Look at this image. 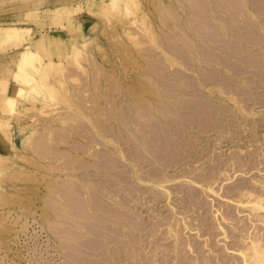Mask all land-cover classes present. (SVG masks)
<instances>
[{
    "label": "rangeland",
    "instance_id": "374dc122",
    "mask_svg": "<svg viewBox=\"0 0 264 264\" xmlns=\"http://www.w3.org/2000/svg\"><path fill=\"white\" fill-rule=\"evenodd\" d=\"M195 1H198V4L195 2L197 9L193 0H116L117 3L111 0H0V24L19 29L16 31L27 38H18H24L19 45L14 43L20 40L7 39L8 46L4 39L10 36L3 34L0 37V80L2 78L6 83L3 85L0 81V95H13L18 87L26 86L13 75L24 46L34 48L38 58L43 59L42 63L35 61L36 64L47 61L45 76L34 71L26 74L43 79L35 99L20 106L18 115V112L10 115L0 111V264H85L81 258L84 253L81 251V230L91 225L86 221L91 222L90 217L98 214L94 218L98 220L100 212L94 208L99 197L111 209L118 207L119 202L123 204L122 215L125 211H135L136 222L143 221L142 228H146L142 234L150 232L153 235L157 230L158 235L148 233L151 237L147 235L145 241H140L144 257L135 251L139 260L144 259L141 264H152L151 259L156 253L161 258L155 264H180L182 255L186 260L182 261L183 264H222L223 261V264H244L240 250L249 245L251 237H258L260 245L264 246V220L260 218L264 211L254 214L249 208L256 198L264 199V69L257 68L254 73L240 75L232 86L207 82L206 88L199 93H205L199 98L203 103H194L193 84H188L189 81L193 83L189 78L194 80L195 74L194 69L191 70L194 47H190L193 46L192 40L189 36L187 39V33L184 36L178 26L187 24V29H191L192 12L207 8L203 0ZM63 4L69 6L65 13L48 16L44 12L46 8L54 9ZM100 4L104 7L100 8ZM200 4L203 7L198 9ZM181 7L183 12L179 9ZM253 7L258 19L249 21L262 31L264 0ZM14 33L16 36L17 32ZM263 46L246 49L252 53L255 51L257 60L263 58V62ZM236 85L247 87L250 95L242 94ZM236 88L241 93H237ZM222 89L226 91L224 94ZM235 100L241 103L236 104ZM205 114H211L212 121H207V125L206 121L197 118H205ZM173 118L177 120L170 134L173 141L179 140L176 143L181 151L176 146L174 151L177 152L172 160L166 157L163 161L169 160V165L174 166L166 165L169 167L165 171L162 164L163 168L157 163L148 167L138 163L140 169L143 164L144 170L134 169L129 157L131 149L135 151L136 148L135 135H139L141 127L137 126L139 121L147 120L146 124L150 122L151 126V123L162 120L172 123ZM138 169L142 174L146 172L144 176L150 174L160 178L163 174L173 181L163 184L164 187L156 186V189L151 181L148 184L131 178L134 171L140 175ZM191 171L194 174H190ZM126 172H130L127 178ZM133 185L136 191L130 198L128 192L130 188L134 189ZM148 191H159L158 197L161 196L162 200L155 201L153 193L150 196ZM87 198L93 206L87 205ZM134 198L142 199L139 202ZM238 201L242 203L239 206ZM91 211L97 213L88 214ZM111 217L109 221L106 219L107 224L104 221L109 230L111 227L118 233L128 230L123 218ZM113 220H116L115 224ZM78 221L88 225L83 223L84 226L79 228ZM173 221L174 226L169 225ZM205 222L208 225L204 226ZM170 226L181 232L178 234L183 241L180 237L178 242L175 237L171 241ZM124 241L110 245V253L113 257L120 253L122 264H133L130 251L134 250H130V244ZM173 241L175 245H172ZM176 243L181 246L180 250H184H177L180 257L173 255L175 251L170 249L168 257L164 258L166 253L163 251L169 249L162 247L168 244L173 249ZM76 245L81 249H76ZM98 246L95 242L90 248L97 253ZM104 248L103 251L107 250ZM135 252L132 253L134 257ZM87 258L86 263L97 264L94 255ZM107 261L102 260L99 264H108Z\"/></svg>",
    "mask_w": 264,
    "mask_h": 264
},
{
    "label": "bare ground",
    "instance_id": "6f19581e",
    "mask_svg": "<svg viewBox=\"0 0 264 264\" xmlns=\"http://www.w3.org/2000/svg\"><path fill=\"white\" fill-rule=\"evenodd\" d=\"M111 1H114L115 3H117L116 2V0H111ZM183 1V0H182ZM190 1V0H189ZM200 2H201V0H199ZM260 0H209L208 2H207V0L205 1V0H203V2H206V4L205 5H207V8H205V11H200V12H196V13H193L192 12V24L193 25H191L192 27H191V29H187V24L186 25H183L182 24V22H181V26H180V24H179V29L182 31V32H184L185 33V35L184 36H186V33H187V36H186V38L188 39V36L190 37V39L192 40V42L190 41V39H189V41L193 44V46H190V47H194L193 49H194V51H193V49L192 48H190V49H192V50H190L191 52L193 51V53H191V55L193 56V59L191 60V63H192V61H194L193 62V64L191 65L192 66V68H191V70L192 69H194V80L193 79H191V78H189L190 80H192V82L193 83H191L190 81L188 82V84H190V85H192L193 84V86H192V92H193V96H195L196 95V97H193V98H196V101L194 102V103H196L197 105L198 104H200V103H203V102H201L200 100H199V98H201V95H202V93H204V92H202L200 95H199V93H200V91H202V89H203V87H205L206 88V86H205V83H209V82H211V83H215V84H224V85H228V86H232V85H235V81H237V79L239 78V76L240 75H245V74H247V73H250V72H253L254 73V69H257V68H259V69H264V66H263V64L262 63H264V61L263 62H261L262 60H263V58L262 59H259V60H257L258 59V57H256V55L254 54V52L252 53V51H250L251 50V48H253V47H256V45H264V35H261L259 32H263L264 33V29L263 28H260L262 31H258V28L256 29L255 28V26L256 25H254L252 22H250L251 20L250 19H252V18H256V19H258V15H256V9H255V7H253L255 4H258V2H259ZM197 3L198 4V1H195V0H193V3ZM199 2V3H200ZM202 2V4H204ZM215 2V3H214ZM196 3H195V5H196ZM181 4V3H180ZM190 4H192V2L190 3ZM202 4H200L199 5V8L198 9H200V7L202 6ZM204 5V6H205ZM101 6H103L104 7V5L102 4H100V8H101ZM69 6L67 5V4H63V5H59L58 7H56V8H54V9H52V8H46L45 10H44V12H46V14L48 15V16H50L51 14H53V15H56V14H61V13H65V11H66V9L68 8ZM187 7V6H186ZM189 7V6H188ZM197 7H198V5H196L195 6V9H197ZM203 7V6H202ZM201 7V8H202ZM193 8V7H192ZM179 9H181V11H182V9H183V7H181V8H179ZM184 9H186V8H184ZM188 9V8H187ZM190 9V8H189ZM259 10H260V7H259ZM258 10V11H259ZM194 11V10H193ZM183 12V11H182ZM261 12H262V10H261ZM29 14V13H28ZM191 14V13H190ZM178 15H179V12H178ZM180 16V15H179ZM181 17V16H180ZM179 17V18H180ZM183 17H185L184 15H183ZM182 18V17H181ZM250 20V21H249ZM185 21V20H184ZM179 23H180V21H179ZM184 23V22H183ZM257 23H258V21H257ZM256 23V24H257ZM185 24V23H184ZM258 26V25H257ZM13 27V26H12ZM188 28H190V27H188ZM259 29V30H260ZM16 30H19V29H13V28H11L10 27V25H1L0 24V37L3 35V34H8V36H10V38H6V39H4V41H6L7 39L8 40H12V38H16V40H20V39H18V38H21V36L22 37H24L22 34H20V30L19 31H16ZM22 30H25V29H22ZM190 30V31H189ZM13 31L14 32H17V34L20 36H18L17 34H16V36H15V33H14V35L12 34L13 33ZM26 31V30H25ZM25 31H23V33L24 34H26V32ZM19 32V33H18ZM12 34V35H11ZM27 34H28V30H27ZM5 35V36H6ZM13 36V37H12ZM24 38H26V37H24ZM24 38H22L23 40H24ZM13 39V40H14ZM22 39L20 40V42H17L16 40H14V42L16 41V44L14 43V45H17L18 43H22L21 41H22ZM27 39V38H26ZM8 40H7V42H5V43H7V45H8ZM3 42V41H2ZM4 43V44H5ZM10 44H11V42H10ZM29 44V43H28ZM1 45V44H0ZM19 45V44H18ZM3 46V45H2ZM5 46H6V44H5ZM5 46H3V47H5ZM9 46V45H8ZM10 47H11V45H10ZM25 48L21 51V53H20V56H19V59H18V61H17V63H16V65H15V68H14V73H13V75L14 76H16V78H19L20 80H22L24 83V85H26L25 87H18L14 92H13V95H3V94H1L0 95V111L3 113V112H9L10 113V115H11V113L13 114V115H15L14 113H17L18 112V108L20 107V106H22V105H24L25 104V102H27L28 100H31V99H35V96H36V94L38 93V88H40V86L42 85L41 84V77H44L45 75V72H46V70H45V67H44V65H45V63L47 62V61H45V63L44 64H42V65H39V62H37V64H36V62L35 61H37V60H39L40 61V63H42V61H43V59H42V61L40 60L41 59V57H39L38 58V54L33 50V49H31V48H29L28 46H24ZM73 47V46H72ZM75 47V46H74ZM245 47V48H244ZM247 47H249V49H246ZM244 48V49H243ZM254 49V48H253ZM262 49V51H263V56H264V46L261 48ZM245 50H248V51H250V52H246ZM259 50H260V48H259ZM189 51V52H190ZM187 53V54H190V53ZM251 53V54H250ZM37 54V55H36ZM184 54V53H183ZM261 54V53H260ZM190 55V56H191ZM34 56H37V57H34ZM183 56V55H182ZM181 56V57H182ZM187 55H185V58H187L186 57ZM189 56V57H190ZM38 58V59H37ZM181 59V58H180ZM182 59H184V57L182 58ZM191 59V58H190ZM52 60V59H51ZM188 60V59H187ZM186 60V62H188ZM175 61V60H174ZM183 61H185V59L183 60ZM50 62V64L52 65V62L51 61H48V63ZM190 62V61H189ZM47 63V64H48ZM190 63V64H191ZM185 64V63H184ZM184 64H181V65H184ZM190 64L189 65H187L188 67H190ZM58 65V64H57ZM56 64H55V66H57ZM47 66H49V64L48 65H46V68H47ZM54 66V67H55ZM185 66V65H184ZM183 67V66H182ZM181 67V68H182ZM57 68H59L58 66H57ZM187 68V67H186ZM250 68H253V70L252 69H250ZM188 69V68H187ZM258 69V70H259ZM48 70V69H47ZM189 70H190V68H189ZM28 71H34L37 75H42L43 73V75L44 76H38V77H40L41 79L40 80H38V79H36V78H34L33 76H30V75H26L27 73H28ZM193 71V70H192ZM49 73V72H48ZM256 75H258L257 74V72H256ZM246 76V75H245ZM1 77V76H0ZM247 79V78H246ZM43 80V79H42ZM239 80V79H238ZM0 81H2V78H1V80ZM18 81V80H17ZM256 81V80H255ZM3 82V81H2ZM7 82V81H6ZM183 82V81H182ZM5 82H3V83H1V84H3V85H6V83L4 84ZM187 85V84H186ZM208 86V85H207ZM242 86V85H241ZM247 86V85H246ZM1 87H2V85H1ZM187 87H189V86H187ZM202 87V88H201ZM235 87V86H234ZM236 87H237V85H236ZM243 87V86H242ZM237 87L238 89H240L243 93L242 94H247V95H250V94H248L249 92H248V90L245 88V87ZM236 88V91H238V89ZM253 88V86L251 87V89ZM180 89V88H179ZM250 89V90H251ZM254 89V88H253ZM3 90V89H2ZM6 91V90H5ZM191 91V90H190ZM203 91H205V90H203ZM235 91V90H234ZM235 91V92H236ZM43 92V91H42ZM42 92H40L41 94H42ZM211 92V91H210ZM212 92H214V91H212ZM221 92L224 94L226 91H224L223 89L221 90ZM240 91H238L237 93H239ZM248 92V93H247ZM184 93V92H183ZM218 93H220V90L218 91ZM228 93V92H227ZM230 93V92H229ZM241 93V92H240ZM6 94V93H5ZM182 94V93H181ZM212 94H214V93H212ZM217 94V93H216ZM190 95H191V93H190ZM204 95H205V93H204ZM218 95V94H217ZM186 96H188V95H186ZM209 96V95H208ZM207 96V97H208ZM192 97V96H191ZM190 98V97H189ZM231 98V97H230ZM230 98H228V99H230ZM192 99V98H191ZM204 99H206V98H204ZM227 99V98H226ZM256 100V99H255ZM35 101V100H34ZM233 101H234V98H233ZM257 101V100H256ZM235 102H236V104H240L241 102L238 100V101H236L235 100ZM244 102V101H243ZM191 103H193V102H190V104ZM177 105V104H176ZM194 105V104H193ZM201 105V104H200ZM198 107V106H197ZM193 108H195V107H193ZM19 110H21V109H19ZM25 111V110H24ZM175 111H177V109L175 110ZM19 114V112L17 113V115ZM21 114V113H20ZM222 114V113H221ZM174 115H177V114H174ZM210 115L211 114H205V118H202V117H199V116H197V118H198V120H201V122L202 121H206V125H207V121H212L211 120V118H210ZM227 115V114H226ZM237 115V114H236ZM4 116H6V115H4ZM179 116V115H178ZM177 116V117H178ZM224 116V115H223ZM231 116H233V115H231ZM8 117V116H7ZM13 117V116H12ZM16 117V116H15ZM71 117V116H70ZM157 116H155V118H156ZM159 117V116H158ZM225 117V116H224ZM4 118V117H3ZM2 118V119H3ZM241 118V117H240ZM8 119V118H7ZM8 120H10V119H8ZM7 120V121H8ZM158 120H159V118H158ZM160 120H161V118H160ZM174 120V121H173ZM173 122L172 123H170V122H166V121H164V120H162V121H158L157 123H154V124H152L151 123V126L153 125V126H155V127H153L152 126V128H156L155 130L154 129H152L151 128V126H150V122L149 123H147L146 124V121L145 122H141L140 123V121H139V124H141V125H139V124H137V126H141L140 127V130L138 129V131H140V133H139V135L137 134V135H135L136 137H135V144H134V142H133V144H134V146L136 147L135 148V151L134 150H132L131 148V153H130V155H131V157H129L130 158V163H132V165L131 166H133L134 167V169H137V167H139V169H140V165H138V163H144V164H147L145 167H148V165L150 166V165H153V164H160V166L159 167H162L161 166V164L162 165H164V167L166 166V165H169V162L172 160V157H174L175 156V154H174V150H176L175 149V147L178 145L177 143H176V141H173L174 140V138L172 139V134H170L171 133V130L174 128L173 126H174V122L177 120V119H174L173 118ZM197 120V121H198ZM7 121H6V124H7ZM238 121H239V119H238ZM240 121H242L241 119H240ZM160 122V123H159ZM163 122V123H162ZM211 123L212 122H210V125H211ZM248 123V122H247ZM149 124V125H148ZM157 124V125H156ZM159 124H162L163 126H161V127H159ZM208 124H209V122H208ZM216 124V123H215ZM240 124H241V122H240ZM147 125L148 126H150V129H151V131L150 130H148V127H147ZM171 125V126H170ZM201 125V124H200ZM212 125H214V124H212ZM242 125V124H241ZM209 126V125H208ZM239 126V125H238ZM215 127V126H214ZM206 127H204V129H205ZM208 128V127H207ZM213 128V127H212ZM211 128V129H212ZM163 130V131H162ZM208 130V129H207ZM206 130V131H207ZM137 131V130H136ZM138 131H137V133H138ZM173 131V130H172ZM163 132V133H162ZM96 136V135H95ZM88 137V136H87ZM195 137H197V136H195ZM89 138V137H88ZM181 140V139H180ZM185 140H186V138H185ZM185 140H183V141H185ZM182 141V140H181ZM187 141H189V140H187ZM137 142V143H136ZM177 142H179V140L177 141ZM181 144V142L179 143V145ZM188 144V143H187ZM132 145V144H131ZM184 145H185V143H184ZM184 145H182V147L184 148L185 146ZM192 145H193V143H192ZM195 146V145H194ZM132 147V146H131ZM178 147V148H177ZM176 148L179 150V147L180 146H177ZM189 148V147H188ZM193 148V147H192ZM183 150V149H182ZM195 150V149H194ZM164 151V152H163ZM179 151H181V150H179ZM177 152V151H176ZM175 152V153H176ZM184 152L185 151H183L182 153L184 154ZM178 154V153H177ZM176 154V155H177ZM180 154V153H179ZM183 154H181V156L183 155ZM180 156V155H179ZM187 157H188V154L186 155ZM168 158V159H170V161L168 160V161H163L165 158ZM176 157H178V156H176ZM190 157V156H189ZM106 158V157H105ZM182 158H184V157H182ZM186 158V157H185ZM193 158V157H192ZM109 159V158H108ZM113 159H114V157H113ZM194 159V158H193ZM239 159V158H238ZM237 159V161H239ZM103 160V159H102ZM106 160V159H105ZM112 160V159H111ZM174 160H177L176 158L174 159ZM178 160H179V157H178ZM250 160V159H249ZM101 161V160H100ZM115 161H117V160H115ZM128 161V160H127ZM182 161V160H181ZM184 161H185V159H184ZM183 161V162H184ZM242 160H240L239 162H241ZM107 162V161H106ZM125 162V161H124ZM129 162V161H128ZM112 163H114V161L112 162ZM172 163V162H171ZM176 163H177V161H176ZM175 163V164H176ZM250 163V162H249ZM102 164V163H101ZM172 164H174V163H172ZM0 165H1V163H0ZM97 165V164H96ZM98 165H99V163H98ZM118 165V164H117ZM126 165V164H125ZM143 165V164H142ZM141 165V169H143L144 170V168H143V166ZM108 166V165H107ZM109 166H111V165H109ZM113 166V165H112ZM123 166V165H122ZM127 166L129 167L130 166V164H127ZM130 166V167H131ZM158 166L156 165V168H158ZM169 166H172V165H169ZM168 166V167H169ZM174 166V165H173ZM172 166V167H173ZM87 167V166H86ZM101 167V166H100ZM105 167V166H104ZM120 167V166H119ZM118 167V168H119ZM124 167V166H123ZM132 167V168H133ZM168 167H165L164 169H165V171L166 170H168L167 168ZM115 168V167H114ZM121 168V167H120ZM125 168V167H124ZM154 168V167H153ZM163 168V167H162ZM83 169H86V168H83ZM88 169V168H87ZM111 169V168H110ZM133 169V170H134ZM139 169H138V171H139ZM140 169V170H141ZM159 169V168H158ZM158 169H156V170H158ZM161 169V168H160ZM116 170H117V168H116ZM120 170V169H119ZM98 171V170H97ZM108 171H109V169H108ZM121 171H123L122 169H121ZM126 171H128V169L126 170ZM137 171V172H138ZM142 171V170H141ZM160 171H162V170H160ZM165 171H162V173L164 172L165 173ZM104 173H105V171H103ZM103 172H102V174H103ZM117 172V171H116ZM115 172V173H116ZM120 172V171H119ZM124 172V171H123ZM190 172V171H189ZM86 173H87V171H86ZM127 173V172H126ZM125 173V174H126ZM130 173V172H129ZM129 173H127L126 174V178H127V175H129ZM138 173H140V171L138 172ZM146 173V172H145ZM145 173H140V175L138 176V174L136 173V171H134L133 172V174H131V175H133V177H131V178H136V179H138V180H140L141 182H146V183H148L149 184V182L151 181L152 183H153V186H158V187H161V186H163V184H165V183H167V182H169V181H173V179H169L168 178V176H166L165 177V175H164V177H163V174H161L162 176L160 177V178H156L155 176H151L150 174H148V176L146 177V176H144V174ZM186 174L188 173V172H185ZM84 174V173H83ZM112 174H114V173H112ZM123 173H120V175H122ZM155 174H157V173H155ZM190 174H194V171L192 172L191 171V173ZM189 174V175H190ZM97 175V174H96ZM100 175V174H99ZM106 175V174H105ZM111 175V174H110ZM115 175V174H114ZM130 175V176H131ZM149 175L152 177H150L149 178ZM158 175V177L160 176L159 174H157ZM184 175V174H183ZM104 176V175H103ZM112 176V175H111ZM123 176V175H122ZM184 176H186V175H184ZM201 176V175H200ZM97 177V176H96ZM117 177V176H116ZM154 177V178H153ZM106 178V177H105ZM122 178H125L124 176L122 177ZM125 178V179H126ZM130 178V177H129ZM128 178V179H129ZM118 180H119V178H117ZM138 180H136V181H138ZM202 180V179H201ZM204 180V179H203ZM214 180V179H213ZM126 181V180H125ZM128 181V180H127ZM134 181V180H133ZM101 182H103V181H101ZM259 182V181H258ZM261 182V181H260ZM259 182V183H260ZM88 183V182H87ZM86 183V184H87ZM138 183V182H137ZM143 183V184H144ZM85 184V183H84ZM133 184V183H132ZM134 185H135V183H134ZM133 185V186H134ZM138 185L140 186V183H138ZM183 185V184H182ZM209 185V184H208ZM130 186H132V185H130ZM144 186H145V184H144ZM148 186V188H149V185H146V187ZM93 187H95V186H93ZM97 187V186H96ZM164 187V186H163ZM176 187H177V184H176ZM88 188V187H87ZM98 188V187H97ZM154 188V187H153ZM175 188V187H174ZM180 188V187H179ZM189 188V187H188ZM95 189V188H94ZM108 189V188H107ZM129 189V188H128ZM131 190H130V192H128L129 193V195H130V198L132 197V195L134 194L133 193V191L136 189V187L134 186V189H132V188H130ZM138 189V188H137ZM143 189V188H142ZM141 189V190H142ZM151 189V188H150ZM150 189H148V190H150ZM156 189H158L157 187H156ZM176 189V188H175ZM201 189V188H200ZM210 189V188H209ZM89 190V189H88ZM90 190H91V188H90ZM139 190H140V187H139ZM138 190V191H139ZM145 190H146V188H145ZM155 190V189H154ZM178 190V189H177ZM188 190V189H187ZM192 190H193V188H192ZM196 190V189H195ZM96 191V190H95ZM98 191H99V189H98ZM128 191V190H127ZM136 191V190H135ZM143 191V190H142ZM142 191L140 192H138V193H142ZM147 191V190H146ZM145 191V192H146ZM197 191V190H196ZM201 191V190H200ZM199 191V192H200ZM234 191V190H233ZM239 191V190H238ZM86 192V191H85ZM145 192H143V194L145 193ZM149 192V191H148ZM152 192V191H151ZM149 192V195L150 196H152L151 194L153 193V195L155 196L154 198H155V201H159V200H162V197L160 196V198L158 197L159 196V194H158V192L156 193V192ZM179 192V191H178ZM202 192V191H201ZM89 193V192H88ZM96 193V192H95ZM133 193V194H132ZM190 193V192H189ZM193 193V192H192ZM191 193V194H192ZM194 193H195V191H194ZM198 193V192H197ZM91 194H93L92 192H91ZM90 194V195H91ZM143 194H141V195H143ZM145 194H147V193H145ZM169 195H170V193H168ZM190 194V195H191ZM196 194V193H195ZM195 194H193L194 196H195ZM136 195V194H135ZM163 195H164V193H163ZM167 195V194H166ZM197 195V194H196ZM252 195V194H251ZM137 196V195H136ZM136 196H133V197H136ZM138 196H139V194H138ZM143 196H145V195H143ZM165 196V195H164ZM171 196V195H170ZM170 196H167V198L168 197H170ZM93 197V196H92ZM105 197H106V195H105ZM108 197V196H107ZM166 197V196H165ZM90 198V197H89ZM152 198V197H151ZM151 198H150V200H151ZM192 198H194L195 199V197H192ZM91 199V198H90ZM134 199H136V198H134ZM142 199V198H141ZM140 199V200H141ZM144 199H146V198H144ZM187 199H188V197H187ZM190 199V198H189ZM188 199V200H189ZM200 199V198H199ZM257 200H254L251 204H252V208L251 207H249L253 212H254V214L256 213V214H258V211L259 210H261L260 212H262V211H264V202H262V200L264 201V199L263 198H256ZM92 200V199H91ZM98 200V199H97ZM132 200H133V198H132ZM132 200H130V201H132ZM136 200H139V198H137ZM140 200H139V202H140ZM154 200V199H153ZM170 200V199H169ZM196 200H198V198H196ZM89 200H88V198L86 199V202H88ZM109 201V200H108ZM108 201H107V203H108ZM145 201V200H144ZM171 201V200H170ZM96 202H98L97 204H96V206H95V208H94V210L96 211L97 210V212H100V215H99V218H98V220L96 221V219H94V218H96L97 216H98V214L96 215V217H95V215H94V218H93V216L92 215H90V216H92V217H90L91 218V222H90V220H86V218H84V220H86L87 221V223H88V221H89V223H91V225L89 224V227L88 226H84V224H87V223H85V222H79L78 221V223H79V225H80V227H79V225L77 226V229H78V227L79 228H82L81 227V225H83L84 226V228H82V229H84V230H81V231H83L82 233H81V237H82V240H83V238H84V240H83V242H82V240L80 241V243H81V246H82V249L80 248L81 246H79V248L81 249V251L82 252H84L83 254H82V252H81V254L83 255V257H82V255H81V258H82V261L83 262H85V264H95L94 262H87L86 263V261H88V260H86V259H89V258H87V256H91V255H94L95 257H96V263L97 264H99L102 260H108L107 262H108V264H122V261H121V256H120V253H118L116 256H112L111 255V248H110V245H112L113 243H115V245L118 243V241H120V242H122L123 243V240L125 239L126 241H124V243L126 244V243H129L130 244V250L131 249H133L134 251L133 252H135V251H137L138 252V254L139 255H143L142 254V250H141V246H139L140 245V241H145V239L147 238V235L148 236H150L151 237V233L150 232H148V233H150L151 235H149L148 233L145 235V234H142V232H144L145 230H144V228L145 227H143L142 228V224H144V222L143 221H141V222H143V223H141V222H136L137 221V219L138 218H136L135 216H134V212L132 213L131 211H130V213L129 212H127V211H125V216H124V214L122 215V208L124 207L123 206V204H121L120 202V204L122 205H120L119 203H118V207H116L115 209H111L110 207H108L106 204H104L105 203V201L103 202V201H101V199H100V197H99V200L98 201H96ZM138 202V203H139ZM169 202V201H168ZM184 202H185V200H184ZM190 202V201H189ZM198 202H199V200H198ZM132 203V202H131ZM237 203H239L238 204V206L240 205V204H242L241 202H237ZM88 204H92V206H93V203L91 202L90 203V201H89V203H87V205ZM133 204V203H132ZM134 204H136V202H134ZM140 204V203H139ZM141 204H143V203H141ZM169 204H170V202H169ZM198 204H200V203H198ZM206 204V203H205ZM89 205V206H90ZM203 205V204H202ZM92 206H91V208H92ZM143 206V205H142ZM142 206H141V208H142ZM198 206V205H197ZM134 207H138L137 205L135 206L134 205ZM184 207V206H183ZM128 208H132V207H129L128 206ZM140 208V207H139ZM181 208V207H180ZM188 208H189V205H188ZM87 209H88V207H87ZM92 210V209H91ZM93 210V211H94ZM190 210V209H189ZM207 210V209H206ZM251 210H250V212H251ZM89 211H90V209H89ZM93 211H91V212H88V214L90 213H92ZM133 211V210H132ZM182 211V210H181ZM97 212H93V213H97ZM128 214H127V213ZM185 212V211H184ZM206 213H207V211H205ZM252 212V213H253ZM87 213V212H86ZM86 213H85V215H86ZM120 213H121V215H122V217H121V215H120ZM175 213H177V212H175ZM251 213V214H252ZM263 213V212H262ZM84 214V213H83ZM82 213H80V215H83ZM135 214H137L136 212H135ZM253 214V215H254ZM80 215H78V216H80ZM178 215V214H177ZM204 215V214H203ZM112 216V217H111ZM116 216V217H115ZM176 216V215H175ZM201 216V215H200ZM251 216V215H250ZM117 218V219H124L125 221H126V226H127V228H128V230H126V231H122L121 232V229H120V232L121 233H118V231H116L115 229H113L112 230V227L110 226V224H109V226L111 227L110 228V230L108 229L109 227L107 226V225H105V224H107V222L109 221V219L108 218ZM173 217V216H172ZM203 217V216H202ZM201 217V218H202ZM253 217V216H252ZM256 216L254 215V218H255ZM263 218V220H264V214H262V215H260V218ZM81 218V217H80ZM94 220H93V219ZM170 218V217H169ZM177 217H175V219H176ZM185 218V217H184ZM257 218H259V215H258V217ZM259 218V219H260ZM79 219V218H78ZM106 219L108 220L107 222H106ZM167 219V218H166ZM93 220V221H92ZM170 220V219H169ZM96 221V222H95ZM106 223H105V222ZM168 221V220H167ZM172 221V220H171ZM175 221V220H174ZM172 222V223H169V225L170 224H175V222ZM177 221H179V220H177ZM184 221V220H183ZM187 221V220H186ZM185 221V222H186ZM201 221H203V220H201ZM206 221V220H205ZM262 221V220H261ZM113 222V224H115V222H116V220L114 221H112ZM119 222V221H118ZM122 222V221H121ZM168 222H170V221H168ZM185 222H183L184 224H185ZM210 222V221H209ZM84 223V224H83ZM105 223V224H104ZM112 224V225H113ZM165 224V223H164ZM163 224V225H164ZM166 224H168V223H166ZM182 224V223H181ZM183 224V225H184ZM201 224V223H200ZM203 224V223H202ZM210 224V223H209ZM88 225V224H87ZM118 225H121L120 223L118 224ZM169 225H166V226H169ZM190 224H188V226H189ZM206 225H208L206 222H205V225L204 226H206ZM253 225V224H252ZM165 226V227H166ZM174 226V225H173ZM173 226H170L171 228H170V230H168L169 232V235H170V237H171V241H172V238L173 237H175V239H177V240H175V242H178V241H180V238L182 239V236L180 235V231L177 229H175V227H177L178 225H176L175 227H173ZM200 226H202L203 227V225H200ZM210 226V225H209ZM116 227H117V225H116ZM115 227V228H116ZM120 227V226H119ZM119 227H117V228H119ZM185 227H187V226H185ZM212 227V226H211ZM168 228V227H167ZM166 228V229H167ZM177 228H180L179 226L177 227ZM190 228H191V226H190ZM199 228H201V227H199ZM204 228V227H203ZM207 228H209V227H207ZM108 229V230H107ZM146 229V228H145ZM153 229H155V228H153ZM152 229V230H153ZM113 232H112V231ZM115 230V231H114ZM151 230V231H152ZM80 231V230H79ZM80 231V232H81ZM111 231V232H110ZM154 231V230H153ZM152 231V232H153ZM206 231V230H205ZM208 231V230H207ZM156 232H157V230H156ZM156 232H154L153 233V235L152 236H154V234H156V235H158V232L156 233ZM164 232H166V231H164ZM163 231H162V233H164ZM178 232H180L179 234H178ZM117 235H116V234ZM167 233V234H168ZM78 235H79V233H78ZM178 235H180V236H178ZM117 236V237H116ZM119 236V237H118ZM160 236V235H159ZM168 236V235H167ZM166 236V237H167ZM156 237V236H155ZM180 237V238H179ZM187 238V237H186ZM249 238V237H248ZM167 239V238H166ZM148 240H150L149 238H148ZM174 240V239H173ZM192 240V239H191ZM190 240V241H191ZM142 241V242H143ZM156 241V240H155ZM154 241V242H155ZM159 241H160V239H159ZM182 241H183V239H182ZM187 241V240H186ZM186 241H185V243H186ZM95 242H97V244H99V246H98V248L97 249H99L98 251H97V253H96V251L94 250V252L92 251V249L90 248ZM153 242V241H152ZM174 241H173V244L172 245H175L174 243H175ZM78 243V242H77ZM80 243L79 244H77V245H80ZM148 243V242H147ZM180 243V245L182 246L183 244H181V242H179ZM188 243V242H187ZM142 244V243H141ZM144 244V243H143ZM150 244H151V242H150ZM149 244V245H150ZM191 244V243H190ZM261 244V240L260 239H258V237H251V239H250V242H249V245L247 246V247H245V249L244 250H240V253H241V255H242V259H243V262H244V264H264V246L263 245H260ZM77 245H76V249H78V250H80L79 248H77ZM145 245V244H144ZM156 245V244H155ZM168 245V244H167ZM164 246V245H162V246H164V248L162 247V249H164L165 250V248L167 247L168 249H169V251H163V250H161V252L163 251V254L164 253H166V254H164V258L165 257H168V255H169V253H170V249L172 250V252L173 251H175L174 253H173V255L174 254H177V255H179V257H180V251H184V250H180L179 249V246L180 245H178L177 243H176V246H174V248L172 249V246L170 247V245L169 246ZM186 245L187 244H185V247H186ZM136 246V247H135ZM157 246V245H156ZM180 246V247H181ZM188 246V245H187ZM189 246H191V245H189ZM209 246V245H208ZM107 248V250H105V251H103V248ZM140 247V248H139ZM160 247V246H159ZM205 247H207V245L205 244ZM104 248V249H105ZM157 248V247H156ZM156 248H154L155 250H156ZM161 248V247H160ZM159 248V249H160ZM183 248V247H182ZM181 248V249H182ZM192 248H193V246H192ZM75 249V250H76ZM158 249V248H157ZM180 251H179V250ZM188 249V248H187ZM198 249V248H197ZM74 250V251H75ZM179 252H178V251ZM200 250V249H199ZM203 250V249H202ZM112 251H114V249H112ZM154 251V250H153ZM191 251V250H190ZM249 251V252H248ZM75 252H77V250L75 251ZM79 252V251H78ZM132 250L130 251V255H131V257H130V259L133 261V264H141L142 262H143V260L144 259H142V260H139V258L137 257V252H135V254H136V257H134V256H132ZM160 252V251H159ZM158 252V253H159ZM160 252V253H161ZM146 253V252H145ZM144 253V254H145ZM155 253H156V251H155ZM159 253V254H160ZM168 253V254H167ZM77 254V253H76ZM134 254V255H135ZM151 254H152V251H151ZM221 254V253H220ZM223 254V253H222ZM146 255V254H145ZM173 255H172V257H173ZM177 255H175V257H177ZM182 255V254H181ZM204 255V254H203ZM102 256H105V258H101L100 259V257H102ZM113 257V258H112ZM142 257V256H141ZM143 257H144V255H143ZM142 257V258H143ZM146 257H147V255H146ZM145 257V258H146ZM162 257H163V255H162ZM184 257H185V254H184ZM209 257V256H208ZM160 258H161V255H160ZM160 258H159V255H157V253L156 254H154V258L152 257V264H155V262H157V261H160ZM163 258V259H164ZM182 258V259H181ZM180 259L183 261V260H185V259H183V255H182V257H181ZM207 257H205V259H206ZM228 258V257H227ZM138 259V260H137ZM150 259L148 258V260L150 261ZM180 259L178 260V261H180ZM146 260H147V258H146ZM175 260V259H174ZM192 260V259H191ZM149 261H147V262H149ZM181 261V262H182ZM186 261V260H185ZM208 261H210V259L208 260ZM226 261V260H225ZM146 262V263H147ZM150 262V263H151ZM181 262H180V264H181ZM188 262V261H187ZM178 263V262H177ZM184 262H182V264H183ZM223 263H224V261H223ZM222 263V264H223ZM186 264V263H185ZM201 264V263H200ZM206 264V263H205Z\"/></svg>",
    "mask_w": 264,
    "mask_h": 264
}]
</instances>
